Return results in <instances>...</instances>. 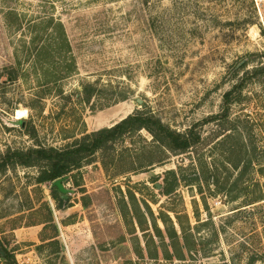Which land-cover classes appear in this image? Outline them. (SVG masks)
I'll use <instances>...</instances> for the list:
<instances>
[{
  "label": "rangeland",
  "instance_id": "1",
  "mask_svg": "<svg viewBox=\"0 0 264 264\" xmlns=\"http://www.w3.org/2000/svg\"><path fill=\"white\" fill-rule=\"evenodd\" d=\"M136 111L191 148L126 136L66 177L61 209L38 167H8L2 248L17 264H264V0H0V158Z\"/></svg>",
  "mask_w": 264,
  "mask_h": 264
},
{
  "label": "trees",
  "instance_id": "2",
  "mask_svg": "<svg viewBox=\"0 0 264 264\" xmlns=\"http://www.w3.org/2000/svg\"><path fill=\"white\" fill-rule=\"evenodd\" d=\"M233 92L234 90L225 94L226 99ZM86 100L89 101V98L86 97ZM141 130H145L158 145L181 153L189 150L194 140L190 131L180 134L165 126L150 113L136 111L110 128L84 134L80 139H76L64 149L32 148L26 151L8 152L0 158V173L4 172L8 167H38V176L35 180L37 185H48L51 198L57 203L58 209H61L66 205L67 199L61 196L55 188H51V184L54 181L59 178H66L72 172L81 169L83 164L88 162L96 153L106 150L124 137L132 136ZM171 183H175V181L173 180ZM172 189L173 185L168 184L164 187L163 194L168 196ZM47 211L49 214L48 221H50L52 214L49 208H47ZM160 220L165 225L169 238H174L176 241V233L168 226V224H171L170 219L168 217H160ZM53 232L51 239L58 236L57 229L54 226ZM42 241H45V239L42 238ZM51 244L57 245L58 241L54 240ZM0 247L2 248L1 245ZM3 251L6 256L5 258L0 256V259L4 261V264H17L13 256H10L6 250L3 249ZM165 256L167 258L168 253ZM180 257L178 255V258Z\"/></svg>",
  "mask_w": 264,
  "mask_h": 264
},
{
  "label": "water",
  "instance_id": "3",
  "mask_svg": "<svg viewBox=\"0 0 264 264\" xmlns=\"http://www.w3.org/2000/svg\"><path fill=\"white\" fill-rule=\"evenodd\" d=\"M137 103L140 104V101L137 100ZM66 180V178H59L57 179L56 181H54L52 184H51V188H55L58 193L60 195H62L65 199L67 198V194L69 192V190H67L64 186V181ZM156 188H160V185L156 184ZM0 256L1 258H5V253L4 251L0 248Z\"/></svg>",
  "mask_w": 264,
  "mask_h": 264
},
{
  "label": "bare ground",
  "instance_id": "4",
  "mask_svg": "<svg viewBox=\"0 0 264 264\" xmlns=\"http://www.w3.org/2000/svg\"><path fill=\"white\" fill-rule=\"evenodd\" d=\"M24 113H25V115H26V112H23V111L21 112V111H20V112L18 113V115H22V114H24Z\"/></svg>",
  "mask_w": 264,
  "mask_h": 264
}]
</instances>
